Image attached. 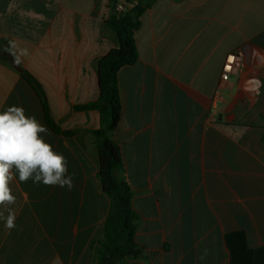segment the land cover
<instances>
[{"label": "crops", "instance_id": "crops-1", "mask_svg": "<svg viewBox=\"0 0 264 264\" xmlns=\"http://www.w3.org/2000/svg\"><path fill=\"white\" fill-rule=\"evenodd\" d=\"M115 13L112 0H0V112L22 106L45 125L74 182L69 191L16 174L17 226L0 220V264H94L111 201L91 133L100 113L76 107L99 97L98 61L118 45L106 25ZM134 39L139 58L118 72L111 138L142 256L121 264H264V87L257 98L247 91L253 77L264 84L254 58L264 56V0H153ZM10 41L28 49L20 65L5 51ZM24 71L74 135L50 129Z\"/></svg>", "mask_w": 264, "mask_h": 264}, {"label": "trees", "instance_id": "trees-1", "mask_svg": "<svg viewBox=\"0 0 264 264\" xmlns=\"http://www.w3.org/2000/svg\"><path fill=\"white\" fill-rule=\"evenodd\" d=\"M112 1L115 6L119 3V0ZM143 1L127 0L136 2L134 7L121 17L120 13H115L106 21L107 27L114 32L118 45L98 61V99L76 107L77 110H96L100 113L101 126L91 133L95 137L98 178L103 192L111 201L102 238L96 248L94 264H121L127 258L136 259L142 256V250L135 241L136 222L139 217L131 204L133 192L120 174L123 169L121 149L111 138V134L119 126L122 113L118 72L124 66L135 64L139 58L134 32L147 4L153 0H147L146 4ZM23 76L43 99L41 88L33 76L27 71L23 72ZM43 109L46 123L53 132L65 136L75 134L73 131H63L52 120L44 99Z\"/></svg>", "mask_w": 264, "mask_h": 264}, {"label": "clouds", "instance_id": "clouds-1", "mask_svg": "<svg viewBox=\"0 0 264 264\" xmlns=\"http://www.w3.org/2000/svg\"><path fill=\"white\" fill-rule=\"evenodd\" d=\"M5 51L13 56L17 65L29 55L28 49L19 48L15 41H10ZM254 58L264 63V56L257 54ZM247 85V91L254 98L260 96V88L264 87L255 77ZM49 135V129L35 116H26L22 106L13 105L0 112V209H3L0 220L8 230L17 226L16 213L9 207L16 202L10 188L16 174L22 183L31 180L33 184L67 187L69 191L74 188L73 175L68 174V160L46 142L45 136ZM200 259H204V255Z\"/></svg>", "mask_w": 264, "mask_h": 264}, {"label": "built area", "instance_id": "built-area-1", "mask_svg": "<svg viewBox=\"0 0 264 264\" xmlns=\"http://www.w3.org/2000/svg\"><path fill=\"white\" fill-rule=\"evenodd\" d=\"M134 5H135V2L127 3L125 1H119L116 8H117L118 13L123 14L127 12L128 10H130L131 8H133ZM233 64H234V58L229 57L223 69V73H222L223 81L226 80L229 74L231 73Z\"/></svg>", "mask_w": 264, "mask_h": 264}, {"label": "water", "instance_id": "water-1", "mask_svg": "<svg viewBox=\"0 0 264 264\" xmlns=\"http://www.w3.org/2000/svg\"><path fill=\"white\" fill-rule=\"evenodd\" d=\"M119 16L121 17V16H122V14L120 13V14H119Z\"/></svg>", "mask_w": 264, "mask_h": 264}]
</instances>
